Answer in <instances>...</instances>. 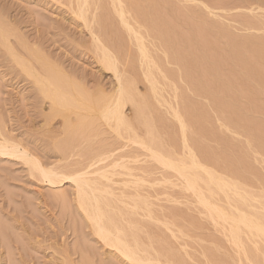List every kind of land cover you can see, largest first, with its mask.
<instances>
[{
	"label": "bare ground",
	"instance_id": "bare-ground-1",
	"mask_svg": "<svg viewBox=\"0 0 264 264\" xmlns=\"http://www.w3.org/2000/svg\"><path fill=\"white\" fill-rule=\"evenodd\" d=\"M51 1L65 5L82 21L90 36L89 51L101 68L113 72L115 84L109 89L82 80L85 75H70L43 53L41 41L31 44L3 12L0 57L5 52L47 102L42 129L49 141L44 138L59 153L55 160L40 154L42 160L36 147L0 124V157L21 160L45 185L61 189L73 184L84 226L91 230L88 237L125 264H264V194L241 185L249 180L247 174L262 171L257 168L263 160L256 170L249 152L264 157V120L253 116L255 110L264 112V0L193 6L176 0ZM236 8L247 10L237 13L236 23L254 32L236 33L229 22L209 16L220 17L222 12L214 9ZM140 81L147 83L145 92L139 89ZM173 86L172 100L165 90ZM242 94L248 98L246 106L240 102ZM161 106L176 119L181 144L176 124ZM214 119L220 122L217 127ZM223 125L244 133L247 144L229 147ZM159 184L179 186L176 189L193 198L188 200L189 211L198 215L188 206L157 203L156 189L148 188ZM205 215L208 220L200 218ZM202 220L210 221L212 232L203 233ZM192 235L211 245L195 242L200 253H195L197 248L191 252ZM82 238L87 241V236ZM225 240L234 252L221 250ZM80 243L78 248L84 246ZM94 247L86 248L88 254ZM64 252L70 259L63 256V262L75 264L70 252Z\"/></svg>",
	"mask_w": 264,
	"mask_h": 264
},
{
	"label": "rangeland",
	"instance_id": "rangeland-1",
	"mask_svg": "<svg viewBox=\"0 0 264 264\" xmlns=\"http://www.w3.org/2000/svg\"><path fill=\"white\" fill-rule=\"evenodd\" d=\"M176 1L181 2V4L183 3L185 5L189 4V6H193L201 5L203 1H205L204 3L209 4L210 1L216 0H187V2H185L186 0ZM0 11V17H3V15L6 14V17H10H8V20L12 21V23H14V21L16 22L14 23V25L19 29L18 32H20V34L24 35L25 37L27 36L26 38L29 39V42L31 44L37 40V43L40 44L41 41V44H38V47L40 49H42L41 47H43V53L49 56L51 61L53 59V61H55V64L57 62V64L59 63L60 66L62 65L66 71L68 70L67 72L69 74L71 73L73 75L74 73V76L76 75V77H78L79 79H82V77L85 75L86 78L83 77L82 80H90L91 82L89 81V83L100 82V84L102 83L104 87L109 89L115 84V78L112 75L113 72L105 68H101L102 65L100 66V62L97 61L94 53L89 51L90 36L88 34L87 28L83 26L82 21L76 19L77 17L73 15L65 5L51 0H0ZM214 11L218 13L222 12L223 15L226 13L232 15L230 16L229 14H227L229 15V18L227 17V15H221L222 13H219L220 17H214L212 14H210L209 16H211L213 19H219L220 21L222 20V22L226 21V24L230 23V26L234 28L233 30H235L236 33L246 34V32H254L252 30H243L244 26H240L238 21L236 23L235 19H237L241 15V13L247 12L246 9L236 8L232 10H226V12L225 10L222 11L221 9H214ZM239 12L240 15L237 14ZM5 16L4 18H6ZM240 27H242V30ZM257 33L259 32L257 31ZM1 50L3 49L1 48ZM4 53L5 52H2L0 57V124L4 125L8 129L9 133L12 134V136L23 140L25 143L27 142V144L31 145L33 149L34 147H36L37 153L38 151L41 152L38 153V155L43 154L47 159L55 160L53 158H56V155L59 153L58 148H56L57 146H55V144H53V147L51 146L52 143L51 145L50 142L49 144L47 143V141H49V136L47 138V135L44 134L45 132L42 129V124L45 121V117L43 116H45L44 113L47 112V106L45 107V103L47 102H44L43 99H40L42 98V96L40 97L38 91H33V89H31V83L29 81L30 78L28 79L26 78L27 76H25L24 73H20L17 67V70H15V67H13L10 60L6 58ZM170 66L174 67L175 65ZM8 67H13V69L9 70ZM182 82L183 81H178L175 84L178 87H182V85L184 84ZM145 83L146 82L144 81H140L138 83L139 89L142 90L141 92L144 91V88L146 89L147 83ZM166 90H169V88ZM166 90L165 94H168V97L173 100V95L175 94L174 86L170 89L172 93L170 92V90L169 92ZM191 95L194 96V94ZM262 97L264 98V96ZM262 97L260 98V101L264 102ZM241 98L240 102L243 101V103L241 104L246 106L248 98L245 95L243 96V94L241 95ZM199 99L203 102L205 100L208 102V100L206 98L204 99V97H200ZM206 101L204 103H206ZM43 102L45 105H43ZM161 107L164 113L166 112L165 114L168 117L169 121L174 125L176 124V127L178 124L176 119L174 118V121L170 111L165 106ZM260 112H262V110L258 109L253 111V116L256 118L258 116V119L264 120V116H262L264 115V112ZM210 113L212 116L215 115V112L213 113V111H211ZM215 116L213 118H215ZM213 124L215 127H217L218 125H220V122L217 121L216 123V120L214 119ZM220 127L226 128H222V132L226 136L228 135L227 137L232 142H229V147L236 144H247V139L245 137L246 135H244V133L241 132V134L234 128H230L224 125ZM220 127L218 128L220 129ZM178 130L179 128L176 127V135L179 136L177 137V139H180L182 135L180 136V131ZM228 131L230 132V134ZM239 134L242 135V137ZM177 143L181 144L182 138L180 140H177ZM216 143L217 142L214 141L213 144L210 143V145L214 146L216 145ZM217 144V147L221 146L219 143ZM45 157L41 156L42 160H46ZM248 158H250L252 164H254L255 162L256 165H253L255 169L263 160V162L257 168L261 169L262 171L258 170L259 175H256L255 173H249L250 175L247 174L250 181H252L253 179V183L247 180L244 182L242 181L241 185H243V187H246L247 189L249 188L256 194L262 192V194H264V182L261 183V181H263L264 179V173H262L264 172V157L259 152L254 153L253 151H251L249 152ZM208 166L212 169H217V171L220 170L216 166L210 164ZM28 169V166L25 165L21 160L0 157V264H73L71 260H69L68 262V260L66 259L67 261L63 262V260L61 259L66 255V253L64 252L66 249L70 252L75 264H125L113 254H109L108 252L106 253V248H100L101 246L93 239V236L92 238L88 237L91 230L87 226H84V217L83 215H81L82 213H79L81 211H79L77 203L74 199L75 188L73 184L65 183L63 184L61 189L57 186L51 187L45 185L44 183H41L36 177L30 174ZM219 172L222 171L220 170ZM222 174L225 176L228 175L224 172H222ZM251 174L255 176V178L257 177V181ZM260 174L262 175V178ZM258 178L260 181L258 180ZM250 183L252 185H250ZM167 186L159 184L155 187L148 188L150 189V191H154L156 189L154 192L158 194V200L156 199L157 203H162V205L165 206L176 205L185 209L188 206V211L193 210L192 208H189L191 204H188V200L193 199L191 196L184 193V190L181 191L182 189L179 191V186H172V188L170 185ZM58 191L60 193L64 191V194L61 193L59 197L54 196V194L58 193ZM176 196H180V198H177ZM161 200L162 202H160ZM191 211L189 212L191 213ZM191 214L196 216L198 215V213L195 211H193ZM81 217L83 220L81 219ZM205 217L206 215L200 218L204 219ZM207 218L208 217H206L205 220H208ZM207 222L210 223V221ZM207 222H202L206 227L203 228V233H206L208 231L212 232V224H207ZM207 227H209V230L207 229ZM85 228H87L88 231H86L87 229ZM84 230L86 231V235L83 234L85 233ZM86 236L87 241L82 238ZM193 237L196 239H194ZM198 237L199 236L196 235H192V237H189V240H193H190V243H192L189 246L191 247L189 248L191 252L194 250L193 253L196 250L197 252L195 253H198V251L200 250L198 247L200 246V244L196 246L199 242L204 244L209 243L208 240L205 241ZM62 240L67 243V245H65L66 247L62 246ZM80 240L82 241V245L87 247H85L84 249V246L81 247L82 249L78 248V245L81 244ZM84 240L85 242H83ZM89 240L92 242H89ZM88 242L89 244L91 243L90 248L93 249V246H95V254L94 250H92V255L90 253L88 254V252H90L89 250H87L90 249L88 247ZM195 242H197V244H194ZM224 242H226V247L225 245H223L221 250L223 252H230V249L232 248V251L234 252L233 246H231L230 248V245H232L231 242L228 240H225ZM77 243L79 244L77 245ZM209 245H211V243H209ZM75 246L76 251L74 250ZM192 247L195 248L192 249ZM61 248H63L62 251ZM80 250L83 252H80ZM72 251L75 252H73L72 254ZM93 255H95L94 258ZM65 257L70 259L68 256ZM85 257L88 260H86ZM93 260H95V262H92ZM243 263L248 264L245 263V261H243Z\"/></svg>",
	"mask_w": 264,
	"mask_h": 264
}]
</instances>
